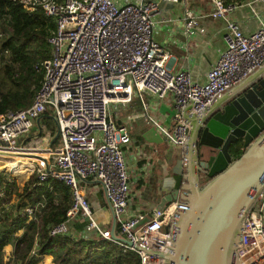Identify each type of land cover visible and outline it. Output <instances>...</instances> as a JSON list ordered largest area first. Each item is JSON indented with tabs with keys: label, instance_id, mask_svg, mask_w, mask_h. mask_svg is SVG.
Instances as JSON below:
<instances>
[{
	"label": "built area",
	"instance_id": "built-area-1",
	"mask_svg": "<svg viewBox=\"0 0 264 264\" xmlns=\"http://www.w3.org/2000/svg\"><path fill=\"white\" fill-rule=\"evenodd\" d=\"M13 1H19L28 11L42 10L55 21L56 28L48 38L51 57L35 65L43 70V78L32 103L0 114V156L45 155L48 163L52 161L50 172L44 170L42 161L32 160L35 164L28 175L37 171L40 183L52 177L69 186L72 204L66 222L80 214L86 222L84 236L92 231L101 239L136 252L138 264H166L157 254H146L114 240L110 229L98 225L76 173L102 181L119 226L118 237L153 251H169L185 202L176 199L161 210L153 209L142 224L144 215L129 212L131 183L124 148L131 137L128 125L116 121V110L128 105L135 95L141 98L144 92L157 98L172 93L176 107L172 127L158 121L144 103L141 108L146 121L168 144L184 148L189 125L182 115L183 108L191 104L190 112L201 113L264 63V21L250 34L237 23L226 21L225 48L205 81L199 83L187 71L172 72L167 65L169 54L153 37V15L159 1L179 0ZM210 1L213 8L209 15L213 18H225L238 6L234 0ZM254 1L264 0L250 1V7ZM252 12L258 17L255 9ZM184 19L185 33L191 34L197 27V17L187 10ZM48 109L59 129L58 144L40 147L35 139L21 145L36 119ZM35 210L42 213L41 208ZM26 212L32 217L34 209L27 208ZM66 222L51 227L50 235L65 232ZM240 235L235 248L239 264H264V188L246 213Z\"/></svg>",
	"mask_w": 264,
	"mask_h": 264
},
{
	"label": "water",
	"instance_id": "water-1",
	"mask_svg": "<svg viewBox=\"0 0 264 264\" xmlns=\"http://www.w3.org/2000/svg\"><path fill=\"white\" fill-rule=\"evenodd\" d=\"M251 75L254 77L255 72ZM251 75L218 96L201 113H192L197 123L188 128L186 154L177 161L169 180L172 189L163 188L156 204L161 210L178 198L185 202L169 251H153L118 237L115 213L106 189L101 180H95L106 193L114 240H121L146 254H157L166 264H239L235 259V248L240 241L242 223L257 194L264 188V72L252 82L248 79ZM221 103L223 105L217 111L210 110ZM190 109L191 104L182 111L187 123ZM40 119L41 116L35 121L37 133L25 137L21 145L41 136ZM51 119L55 133L48 146L59 135L56 120L53 116ZM150 131L156 136L151 142L163 140L155 128ZM239 138L243 139L244 150L234 159L229 145ZM8 156L40 160L44 170L50 172L46 157L27 153ZM76 176L87 182L81 175L76 173ZM146 221L148 216L140 224ZM168 229L165 225L164 230Z\"/></svg>",
	"mask_w": 264,
	"mask_h": 264
},
{
	"label": "trees",
	"instance_id": "trees-1",
	"mask_svg": "<svg viewBox=\"0 0 264 264\" xmlns=\"http://www.w3.org/2000/svg\"><path fill=\"white\" fill-rule=\"evenodd\" d=\"M55 28V21L42 10L28 11L19 1L0 0V114L32 103L43 78V70L35 65L51 57L48 38ZM48 122L44 118L40 123ZM49 129L53 136L55 131ZM58 142L57 138L52 146ZM243 150L242 138L229 145L234 159ZM7 163L0 160V167ZM37 175V171L32 174L21 190L9 172L0 171V264H12L10 260L2 262V252L9 244L18 264H37L45 255L51 256L53 264L139 263L132 250L101 239L97 233L84 236L86 222L80 214L66 222L72 204L69 186L52 177L40 183ZM27 208L34 209L32 217ZM35 208H41L42 213ZM63 222L66 231L50 235L51 227Z\"/></svg>",
	"mask_w": 264,
	"mask_h": 264
},
{
	"label": "crops",
	"instance_id": "crops-1",
	"mask_svg": "<svg viewBox=\"0 0 264 264\" xmlns=\"http://www.w3.org/2000/svg\"><path fill=\"white\" fill-rule=\"evenodd\" d=\"M224 1L230 2V0ZM234 1L238 6L229 11L225 18H213L209 15L213 8L210 0H179L176 3L159 1L158 9L153 15L155 21L153 37L169 54L167 65L172 72L187 71L193 81L203 83L207 72L216 63L225 48L226 21L237 23L246 34L257 30L259 22L264 21V1H254L251 3V7L249 4L253 0ZM252 9L257 11L258 17L254 15ZM187 10L197 17V27L191 34L185 33L184 17ZM254 72V77L250 74L249 81L263 74L264 63ZM142 103L146 105L148 112L151 111L158 121L167 127H172L174 123L176 107L172 93H167L163 98H157L144 92L141 98L135 95L128 105L119 106L116 111V121L128 125L131 137L130 143L124 148L131 183V200L128 210L131 214L149 216L151 211L156 208L163 188L172 189V181L169 180L172 178L177 161L184 158L186 154V145L184 148L172 146L166 142L164 137H162V141L151 142L150 140L156 136L150 131L152 125L146 121L145 110L141 108ZM222 105L221 103L220 106H213L210 110L215 112ZM51 116H53L52 111L48 109L40 119V122L44 118L51 121L40 123L42 134L45 135L44 130L49 132L46 133L47 144L52 137L49 131L52 123L54 125L52 128L55 130ZM188 116H190L188 125L192 127L197 123V120L192 112ZM21 157L16 156L15 160L8 161L3 166L11 169L16 179H18V175L25 174L27 176L30 170L29 167L25 168ZM12 162L13 164H10ZM51 162L50 159L49 163L51 164ZM133 178L135 179L133 180ZM78 180L80 179L78 178ZM86 180L87 182L80 181L97 223L100 225L109 224L107 229H111L112 217L103 186L95 182V178ZM138 182L141 184L136 188ZM134 184L135 188L132 189Z\"/></svg>",
	"mask_w": 264,
	"mask_h": 264
},
{
	"label": "rangeland",
	"instance_id": "rangeland-1",
	"mask_svg": "<svg viewBox=\"0 0 264 264\" xmlns=\"http://www.w3.org/2000/svg\"><path fill=\"white\" fill-rule=\"evenodd\" d=\"M118 110V109H117ZM116 110V111H117ZM52 126H54L53 125V123L50 125V128L52 129V131L54 130V128H52ZM49 130V129H48ZM50 131V130H49ZM55 131V130H54ZM44 133H45V135L44 134H41V136L40 137H38V138H34V139H32V140H35V139H37V140H39L38 141V145L40 146V147H42L44 144L45 145H48L46 142H47V139H48V137H47V135H46V133L48 132V131H46V130H44L43 131ZM51 132V131H50ZM35 133H37V128L36 127H33V129L30 131V133H29V136L30 135H33V134H35ZM49 133V132H48ZM37 155H40L41 156V154H37ZM21 157V156H20ZM29 158H25V157H21V160H22V163H24V165L26 166L25 168H30V170H32L33 169V165L35 164V162L34 161H32V160H28ZM0 160L1 161H13V160H15V157H9V156H7V157H3V156H0ZM0 171H7V172H9L10 174H11V176L15 179V181L17 182V184L19 185V188L22 190V188H23V185H24V183L25 182H27V180H29V178L32 176L31 174H29V175H25V174H22V175H18L17 176V178L18 179H16V177H15V174H14V172L11 170V169H9L8 167H3V168H0ZM26 176V177H25ZM135 178H133V180H134ZM19 181V182H18ZM20 183V184H19ZM135 188V184H134V186H132V189H134ZM98 225L100 226V227H102V228H104V229H107V226L109 225V224H104V225H100L99 223H98ZM95 235L92 231H89V232H87L86 233V236H91V235ZM12 249H13V246H12V244H9V245H7L5 248H4V251L2 252V262L4 261V262H8L9 260H10V262H12V264H18V262L16 261V257H14L13 256V251H12ZM3 262V263H4ZM37 264H53V262H52V260H51V256L50 255H45V256H42V258L40 259V261L37 263Z\"/></svg>",
	"mask_w": 264,
	"mask_h": 264
},
{
	"label": "bare ground",
	"instance_id": "bare-ground-1",
	"mask_svg": "<svg viewBox=\"0 0 264 264\" xmlns=\"http://www.w3.org/2000/svg\"><path fill=\"white\" fill-rule=\"evenodd\" d=\"M43 157H46L45 155H42Z\"/></svg>",
	"mask_w": 264,
	"mask_h": 264
}]
</instances>
